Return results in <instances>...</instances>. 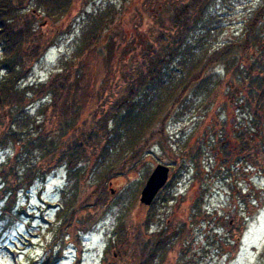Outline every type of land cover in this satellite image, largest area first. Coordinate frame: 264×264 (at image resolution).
Listing matches in <instances>:
<instances>
[{
	"label": "trees",
	"instance_id": "1",
	"mask_svg": "<svg viewBox=\"0 0 264 264\" xmlns=\"http://www.w3.org/2000/svg\"><path fill=\"white\" fill-rule=\"evenodd\" d=\"M210 1L192 0L187 5H181L182 7L179 6L180 2L174 3L173 12L166 17L154 16L156 19L161 18L163 28L176 34H170L171 31L166 34L157 29L160 31L156 36L158 45L147 39L141 53L147 63L136 68L135 78L132 75L130 78V74L125 73V87L117 94L116 101L111 104L107 113V116H113L108 120L105 115L106 127H102V130L109 133L108 139H112L109 144L114 145L111 150L105 148L107 154L94 161V170L89 172L91 177L94 174L97 182L95 195L99 189L108 191L107 182L113 177L129 173L128 169L142 160V155L154 141L160 143L167 158L172 162V174L164 187L167 190L177 182L182 173H187L189 162L197 169L201 167L203 147L205 154L208 153V147L215 152L216 157H220L222 167L227 168L226 176H236L232 165L246 161L241 154H248L251 160L264 169V0L253 10L242 34L236 40L212 52L203 48L201 54L196 57L194 48L198 49L200 42L202 45V39L201 36L194 35L197 30L195 27L204 16L202 3L208 8ZM70 2L71 0H0V151L11 145H21L19 152L8 159L0 171V200L6 199V204L1 208L2 215L9 212V203H14L16 190L23 184H33L41 165L47 170L53 168L50 162L57 165L62 159L60 164L66 162L70 177L76 178L81 172L83 174L85 166L80 168L84 163L82 155H87V150L90 151L94 145V138L98 137L99 130H80L82 123L77 120L86 105L92 106L95 100L101 99L96 82L88 78V74L101 76L102 80H106L104 74H113L120 63V33L113 25H109L119 9L109 7L107 12L99 13L95 22L83 31L82 43L77 51L79 53L76 52V56L79 55L77 64L68 62L64 71L56 73L48 81L25 83L32 73L33 64L39 61L49 47L46 39L38 36L33 29L32 17L28 16L29 7L42 10L49 17H55L66 14ZM132 2L133 5L141 4L140 0ZM198 3L200 8L194 9L193 5ZM176 6L178 7L175 8ZM194 10L196 15L193 22ZM128 46L127 49L130 48ZM216 63L223 64L228 72L226 81L223 80L224 76L220 81L231 85L230 92L243 94L241 100L237 99L240 101L238 113L228 121L220 120L217 128L202 129L201 141H196V149L191 148L193 145L188 138L182 144L173 142L179 146L182 153L187 152L184 154L186 163H177L171 155L172 141L166 128L170 120L180 113V109L187 106L188 95L196 97L205 85L214 87L216 82L212 81L211 74L206 75V72ZM101 70L106 72L102 74ZM203 76L206 79L202 80ZM65 93L73 95L72 104L64 99ZM47 98L50 101L41 109L45 108L43 117L35 119L30 107ZM238 114H242L244 123L235 122L239 118ZM81 116L82 121L89 117L88 113ZM48 122H55L54 128L59 134L57 138L49 139L46 128H42V123ZM32 126L34 131L31 130ZM77 132L83 136H78ZM232 141L236 142L238 147L235 153L232 151ZM116 142H120V146H116ZM34 151L42 152L36 163L29 162V159L21 161V153L29 156L30 152ZM129 154L131 155L128 156ZM200 174L198 180L202 181L205 176L202 171ZM218 176L224 177L220 171ZM16 180L17 188L13 185ZM20 190L18 189L17 193ZM63 192L65 201L59 210V220L62 219V223L57 227L55 243L50 246L51 254L42 258L39 264H54L58 261V252L62 254L64 250V239L70 236L66 233V228L72 226L78 214L81 205L76 203L78 197L73 195L68 198L66 189ZM205 192L206 190H203L201 197H197L196 206L189 205V201L185 200L188 204L184 208L185 216L191 213L190 218L198 220L206 215V210L201 207ZM169 194L166 195L167 198L157 196L149 206L150 212L140 221L130 219L131 222L127 223L119 218V224L106 250L107 254L111 251L113 255L119 254L116 264H155L159 253L162 254L163 261L171 250V237L176 236L178 242L186 239L189 228L188 221L184 220L172 236L166 232L167 229L150 234L145 231V235L142 231L150 228L154 217L159 214L151 209L160 208L172 201L174 192ZM98 200L102 201L99 203ZM98 200L87 197L83 206L88 209L94 202H98L97 207H101L107 202V198ZM89 219L94 223L98 220L94 214L86 216L80 224V229L72 235L71 242L79 247L82 244L81 233L85 232ZM60 239L63 243L60 242L61 246L55 253L54 248ZM152 250L156 252L153 253Z\"/></svg>",
	"mask_w": 264,
	"mask_h": 264
},
{
	"label": "rangeland",
	"instance_id": "2",
	"mask_svg": "<svg viewBox=\"0 0 264 264\" xmlns=\"http://www.w3.org/2000/svg\"><path fill=\"white\" fill-rule=\"evenodd\" d=\"M191 1L184 0L179 6L187 5ZM131 2L132 0H71L67 13L55 17H49L44 11L29 7L28 16L32 17V27L38 36L46 39L49 47L39 61L33 64L32 73L25 83L48 81L56 73L64 71V68L68 67V62L77 64L79 55L76 56V52L82 43L83 31L95 22L99 13L107 12L109 7L119 9L109 25H113L120 33L118 53L120 63L117 64L116 69L114 68L113 74L101 70L102 74L105 73L106 80H102L101 76L88 74V78L96 82L101 99L95 100L92 106L86 105L81 111L82 115L88 113L87 120L83 117L82 121L81 114L77 120L78 123H82L80 130H99L98 137L92 142L93 147L90 151L87 150L86 156L82 155L84 163L80 168L85 166L84 173L81 172L73 178L68 173L65 161L60 164L61 159L57 165L55 162H50L53 168L45 170L41 165L33 179V184L21 185L18 188L21 189L19 193H17L18 189L16 190V199L14 203H9L7 215H2L1 212L6 199L0 200V264H39L42 258L51 254L50 246L55 243L57 227L62 223V219L59 220V210L65 201L63 197L65 189L68 198L76 195L78 197L76 203L81 205L72 226L66 228V233L70 236L64 239L62 254H59L58 250L63 241L60 239L56 243L54 252H58L59 260L56 264H76V259L79 260L77 264H116L119 254L113 255L112 251L107 254L106 250L119 224V218L130 223V219L140 221L150 212L149 207L141 203L140 197L149 176L158 164L171 166V176L172 162L167 158L160 143L155 141L148 146L146 153L141 157L142 160L137 162L136 166L128 167L129 173L113 177L107 182L108 191L99 189L98 194L95 195L97 182L94 174L92 177L89 174L94 168V161L107 154L105 148L111 150L114 145L109 144L112 139H108L109 133L102 130V127H106L105 115L108 120L113 116L112 114L107 116V113L111 104L116 101L117 94L125 87V73L130 74V78L131 75L135 78L136 68L147 63L141 54L146 40L158 45L157 34L162 30L166 34L171 31L163 28L160 23L161 18H154L158 9L156 4L148 10L144 18L140 14L141 4L133 5ZM260 2L261 0H211L208 8L202 3L204 16L194 32V35L201 36L202 39V45L200 42L199 48H194L196 57L201 54L203 48L212 52L236 40ZM193 6L194 9L200 8L199 3ZM173 9L172 4H165L164 12L159 15L166 17L173 12ZM195 15L194 10L193 22ZM170 34L175 35L176 32L171 31ZM227 73L224 65L220 63L208 69L206 75L211 74L212 81L216 82L214 87L205 85L196 97L187 94V106L182 107L180 113L168 123L166 129L172 141L171 155L175 157L177 163H186L184 154L187 152L182 153L179 146L173 142L182 144L188 138L193 145L191 148L196 149V141H201L202 129L217 128L220 120L228 121L238 113L240 101L237 99L241 100L243 94L230 92L231 85L220 81L223 76V80L226 81ZM204 79L206 77L203 76L202 80ZM72 96V94H64L67 103L72 104ZM49 101L48 98L43 99L30 107L35 119L43 117L45 108L41 109ZM81 108L82 106L79 109ZM238 115L239 118L235 122L244 123L242 114ZM54 127L55 122L42 123V128H46L49 139L57 138L59 135ZM31 130H35L33 126ZM77 135L82 134L77 132ZM116 143V146H120V142ZM20 146L11 145L0 151V171L4 167L3 164L19 152ZM231 147L234 153L238 149L236 142L233 141ZM203 149L201 167L197 169L192 166V162H189L187 173L179 174L177 182L170 189H162L159 193L161 197L174 192L173 197L171 196L172 201L160 208L151 209L159 214L154 217L150 228L142 229L144 235L145 231L150 234L167 229L166 232L172 236L183 220L188 221L189 233L186 239L178 242L176 236L171 237L169 241L171 250L163 261L162 254L159 253L155 264H264L263 167L251 160L248 154H241L246 161L232 165L236 176H226L227 168L222 167L220 157H216L211 148L207 147V154L205 147ZM41 155L42 152L36 151L30 152L29 156L21 153V161L29 159V162L36 163ZM201 171L205 176L202 181L198 180ZM219 171L224 175L223 178L218 176ZM16 182L17 180L13 183L15 188H17ZM203 190L206 192L201 207L206 210V215L203 218L199 217L198 220L190 218L191 213L185 216L184 208L188 205L185 200L189 201V205L196 206L197 197H201ZM87 197H91L92 200L107 198V202L101 207H97L98 202H94L95 205L87 209L83 206ZM98 201L100 203L102 200ZM90 214L96 215L98 220L95 223L88 220L85 232L81 233L83 237L79 247L71 242L72 235H75L74 232L80 229V224Z\"/></svg>",
	"mask_w": 264,
	"mask_h": 264
},
{
	"label": "water",
	"instance_id": "3",
	"mask_svg": "<svg viewBox=\"0 0 264 264\" xmlns=\"http://www.w3.org/2000/svg\"><path fill=\"white\" fill-rule=\"evenodd\" d=\"M169 176L170 167L163 163L158 164L142 190L140 201L145 205H150L159 191L167 184Z\"/></svg>",
	"mask_w": 264,
	"mask_h": 264
},
{
	"label": "flooded vegetation",
	"instance_id": "4",
	"mask_svg": "<svg viewBox=\"0 0 264 264\" xmlns=\"http://www.w3.org/2000/svg\"><path fill=\"white\" fill-rule=\"evenodd\" d=\"M142 6L140 5V14H142L144 17L148 10L151 9V7H154L155 4L158 6L157 11L155 12L154 16H158L160 13L164 12L165 4H174L178 2H182L184 0H140Z\"/></svg>",
	"mask_w": 264,
	"mask_h": 264
}]
</instances>
